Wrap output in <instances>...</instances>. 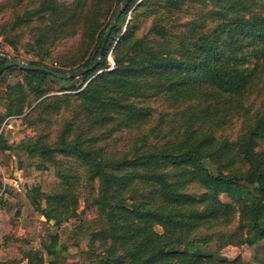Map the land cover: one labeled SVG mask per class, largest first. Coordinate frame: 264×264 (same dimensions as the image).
Here are the masks:
<instances>
[{
	"label": "trees",
	"instance_id": "1",
	"mask_svg": "<svg viewBox=\"0 0 264 264\" xmlns=\"http://www.w3.org/2000/svg\"><path fill=\"white\" fill-rule=\"evenodd\" d=\"M111 1L36 0L32 8L22 13L13 9L10 17L0 18V35L16 46L22 32L18 29L29 27L32 44L38 46L43 56L49 45H55L65 33L76 34L62 65H72L67 71L92 62L96 65L80 74L87 80L85 83L70 85L69 89L78 91L60 96L81 100L93 118L90 125L117 120L118 113L123 115L119 123L143 118L141 107L122 99L124 95L148 94L142 87L147 80L155 94L167 91L177 97L186 93L189 98H198V106L182 116L181 122L188 123L182 131L157 137L147 147L118 157H107L100 146L85 144L79 135L68 141L62 137L57 144L65 145L67 151L87 163L91 180L98 179L100 195L96 200L105 210L109 224L98 233L109 235L120 252L108 247L107 256L117 257L119 264H161L174 258L175 264H216L213 255L204 253L199 245L216 243L218 249L226 244H251L254 231L264 238V148H258L260 140H264V97L248 114L247 98L260 77L255 72L257 67L245 64L248 55L256 59L264 55V0H130L109 31L106 33L111 19L96 36L102 4ZM148 3L156 7L149 27L153 39L156 38L152 42L151 38L147 42L136 37L133 20L127 22L123 31L120 29L130 8L133 15L141 17V9ZM192 5L206 10L201 9L195 17L179 24L173 22L174 27L184 26L180 32L172 31L165 19L157 15L159 7L179 11ZM116 9L117 6L112 15ZM208 19L214 22L210 25ZM93 43L95 48L87 53ZM110 49L111 67L107 59ZM28 63L67 72L42 61ZM5 70H25L39 76V82L46 75H53L7 65L0 57V74ZM74 79L72 76L66 80ZM231 108L242 109L249 119L237 136L229 139L217 130L222 119L229 118ZM30 146V152L47 151L43 144L33 142ZM167 163L182 171L181 179L168 177L162 169ZM129 179L148 182L147 193L138 192L137 199L134 191L127 194L124 186ZM188 180L203 186V190L198 194L185 191L181 186ZM220 193L236 200V205L222 200ZM57 196L59 205L66 208L67 204L61 203L65 195ZM236 206L240 213L236 227L225 231L209 228L228 224ZM42 214L51 218V211ZM155 224L162 231L155 229ZM46 249L53 253L50 246ZM31 250L24 255L27 264L34 262L36 251ZM13 260L0 259V264Z\"/></svg>",
	"mask_w": 264,
	"mask_h": 264
},
{
	"label": "rangeland",
	"instance_id": "2",
	"mask_svg": "<svg viewBox=\"0 0 264 264\" xmlns=\"http://www.w3.org/2000/svg\"><path fill=\"white\" fill-rule=\"evenodd\" d=\"M121 2L122 0H112L102 4L101 25L96 31V36L105 29L107 21L112 20L113 9ZM36 3V0H0V18L10 17L13 9L22 13ZM154 9L156 7L148 3L141 9L143 16L136 17L131 13L130 8L123 18L121 31L125 29L129 20H133L136 37H143L147 42L151 38L152 42L156 38L153 39L149 27ZM201 9L206 10L195 5L179 11H167L159 7L157 15L165 19L172 31L180 32L184 26L174 27V23L179 24L195 17ZM213 22V19L207 20L210 25ZM18 30L22 32L16 46L4 41L0 35L1 53L9 57H17L24 63L42 61L48 66L65 71L72 67V65L64 67L62 62L67 59L65 53L76 39V34L65 33L55 45H49L48 52L41 56L38 46L32 44L33 38L28 31L29 27ZM94 44L87 53L95 48ZM110 51L111 49L107 59L111 67L113 60ZM245 64L257 67L255 72L260 77L259 84L253 86L247 98L249 114L264 97V55L258 59L248 55ZM38 77L32 76L25 70L19 72L5 70L0 74V125L6 116H16L13 129L0 134V161L6 172L16 167L19 176V186H10L7 194L0 198V259L9 261L14 259L10 264H27L24 255L32 249L36 251L33 264H49V262L119 264L116 261L117 257L107 256L106 253L108 247L120 253L115 244L111 243L110 236L105 237L98 233L100 229L109 225L105 210L96 200L100 195L98 179L91 180L87 163L67 151L65 145H58L57 142L62 137L68 141L79 135L85 144L100 146L102 153L107 157H118L135 148L147 147L150 141L157 137H167L175 131H182L188 124L181 122L182 116L198 106V98L196 99V96L189 98L186 93L177 97L167 91L155 94L154 89L149 88V80H147L142 87L150 94L144 96L123 94L125 98L122 99L134 103L136 107H141V112L145 114L143 118L132 123L128 121L119 123L118 120L123 115L118 113L117 120L106 124L98 121L90 125L93 118H90L88 110H85L87 107L81 104V100H77L74 96L66 99L60 96L63 93L73 94L78 91L69 87L73 83L76 86L85 83L87 80L83 79L82 75L75 76L74 80H66L67 78L48 74L41 82ZM251 101H253L252 105ZM190 102L193 103L189 104ZM248 114L243 113L242 109L231 108L229 118L222 119L223 122L220 123L217 133L229 139L235 138L246 125ZM33 142L45 145L47 151L30 152L29 148ZM258 148H264V140H260ZM207 166L210 167V164ZM176 168L173 163H167L162 167L169 178L181 179L179 174L182 171ZM148 187V182L129 179L128 184L125 183L124 186L126 190H123L127 194L134 191L137 199L140 198L138 192L146 194ZM181 187L194 194L203 190V186L192 180H188ZM61 193L65 195L61 203L67 204L66 208L58 203L57 195ZM219 197L236 205V200H232L225 193H220ZM129 201L128 199L126 203ZM235 209L234 216L228 224L212 225L209 228L213 231L217 229L225 231L236 227L240 213L238 206ZM42 211H51V218L44 216ZM154 227L162 231L160 225L155 224ZM244 231L246 232V229ZM251 239L253 241L251 244L247 242L226 244L216 249V243H209L199 247L204 253L212 254L218 262L216 264H221L219 263L221 261L226 262L223 264H264V238L254 231ZM47 246L51 247L53 253L47 251ZM180 246L184 247V245ZM91 251L97 254L94 256L86 254ZM174 260L175 258L172 261L165 259L161 264H175Z\"/></svg>",
	"mask_w": 264,
	"mask_h": 264
},
{
	"label": "water",
	"instance_id": "3",
	"mask_svg": "<svg viewBox=\"0 0 264 264\" xmlns=\"http://www.w3.org/2000/svg\"><path fill=\"white\" fill-rule=\"evenodd\" d=\"M130 0H123L117 7L113 18L111 20V23L108 25L107 29H106V33L109 31L111 25L114 23V21L117 19L118 15L120 14V12L122 11V9L127 5V3ZM0 57L4 58L6 60V64L10 65V66H19L21 68L24 69H39V70H44L48 73H51L57 77L60 78H68V77H72V76H78L86 71H89L91 69H93L96 65V62H92L91 64H89L86 67L80 68V69H76V70H72V71H67V72H59L56 71L50 67L44 66V65H36V64H30V63H24L23 61H21L20 59H18L17 57H9L7 54L1 53L0 52Z\"/></svg>",
	"mask_w": 264,
	"mask_h": 264
},
{
	"label": "built area",
	"instance_id": "4",
	"mask_svg": "<svg viewBox=\"0 0 264 264\" xmlns=\"http://www.w3.org/2000/svg\"><path fill=\"white\" fill-rule=\"evenodd\" d=\"M15 118V115H9L5 117L0 125V134L6 130L13 129V121ZM10 186H19L18 170L15 167L9 172H6L4 165L0 161V198L7 194V190L10 188Z\"/></svg>",
	"mask_w": 264,
	"mask_h": 264
}]
</instances>
